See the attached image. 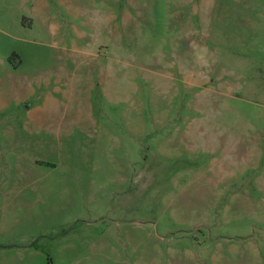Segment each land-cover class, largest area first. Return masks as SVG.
I'll return each mask as SVG.
<instances>
[{
    "label": "rangeland",
    "instance_id": "1",
    "mask_svg": "<svg viewBox=\"0 0 264 264\" xmlns=\"http://www.w3.org/2000/svg\"><path fill=\"white\" fill-rule=\"evenodd\" d=\"M0 264H264V0H0Z\"/></svg>",
    "mask_w": 264,
    "mask_h": 264
},
{
    "label": "crops",
    "instance_id": "2",
    "mask_svg": "<svg viewBox=\"0 0 264 264\" xmlns=\"http://www.w3.org/2000/svg\"><path fill=\"white\" fill-rule=\"evenodd\" d=\"M38 248L37 247H31L30 249H29V251L31 252V253H35V254H37L38 253Z\"/></svg>",
    "mask_w": 264,
    "mask_h": 264
}]
</instances>
